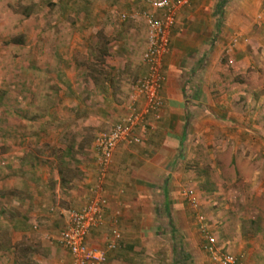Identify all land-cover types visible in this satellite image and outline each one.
Returning a JSON list of instances; mask_svg holds the SVG:
<instances>
[{
  "label": "rangeland",
  "instance_id": "obj_1",
  "mask_svg": "<svg viewBox=\"0 0 264 264\" xmlns=\"http://www.w3.org/2000/svg\"><path fill=\"white\" fill-rule=\"evenodd\" d=\"M215 3L213 33L200 66H211L207 71L208 97L219 104L221 92L226 90L231 97L230 113L232 117L238 114V121L223 127L215 119L218 126L210 133L189 127L188 133L182 134L168 176L149 181L148 193L133 201L147 209L142 217L138 214L136 228L116 223L122 241L132 236L149 243L143 252L129 255L123 249L121 258L127 254L129 263L134 258L137 264L143 261L137 258L142 255L152 257L143 264H216L204 249V235L196 219L201 217L202 225L223 253L241 264H264V20H257L264 0H244L243 5L234 0ZM226 8L233 16L228 25L224 23ZM144 10V0H0V126L27 125L26 132L29 115L42 118L52 109L59 89L45 67L51 60L57 64L62 53H56L62 52L61 48L64 59L81 66L74 73L70 71L73 83L79 86L88 83L86 67H92L98 46L106 50L100 67L106 79L121 82L115 99L125 114L131 87L143 71L140 57L145 48V26L140 19L121 20L120 16ZM190 68L186 66V77L197 79L193 69L188 72ZM190 90L185 87L186 95ZM14 111H23L24 117L19 119ZM39 117L36 122L41 121ZM206 119H201L203 124ZM84 125V121L74 124L73 133L67 128L65 137L59 138L62 142L76 138L80 148L72 150L70 161H81L94 169L97 163L92 145L96 133L90 125ZM108 127L102 122L98 131ZM46 147L41 141L38 149L48 153ZM185 191H191L193 201H187ZM115 194L124 196L126 192L118 187ZM117 209L119 218L128 210L119 205ZM89 234L88 245L104 249L109 224ZM118 250L107 253V257Z\"/></svg>",
  "mask_w": 264,
  "mask_h": 264
},
{
  "label": "crops",
  "instance_id": "obj_2",
  "mask_svg": "<svg viewBox=\"0 0 264 264\" xmlns=\"http://www.w3.org/2000/svg\"><path fill=\"white\" fill-rule=\"evenodd\" d=\"M242 1L234 0L237 5H243ZM246 1L252 3L256 0ZM215 2L216 0H190L187 6L177 12L175 23L168 32V51L162 59L161 72L164 80L158 91L163 103L160 117L154 120L151 113L145 116L141 143L116 146L110 164L103 172L95 167L92 169L89 165L85 166L81 161L75 163L70 158H64V165L69 172L65 173L61 181L57 175L55 158L47 152L39 151L41 141L47 145L46 148L79 149L76 138L66 142L59 138L65 137L67 128L73 133L74 124L84 121V127L90 125L96 137L107 132L114 123L122 119L124 109L123 106L120 108L115 99L121 83L119 79H105L102 89L94 86L89 77H86L88 83L84 82L83 86L74 84V75L70 71L74 73V69L80 70L81 66L64 59L63 48L62 52L56 51V54L62 53L61 57L58 56L60 60L55 65L51 60L45 67L51 71L50 77L59 89L58 95H54L56 97L52 109L45 112L42 118L38 115L26 116L29 120V130L26 132L27 125L9 128L2 123L0 126V264H69L68 253L57 243L58 233L52 235L53 230L60 228L63 222L58 211L77 210L86 203L97 187L105 197L107 207L102 226L90 233L104 227L106 223L109 224L110 231H118L116 223L119 226L121 223L125 227L136 228L139 215H145L147 209L144 206L139 207L133 201L148 193L146 189L152 184L149 181L163 174L165 178L168 176L175 157L172 154L176 152L182 134L186 131L188 133L189 127L203 128L204 134L210 133L218 126L215 119L220 120L223 127L229 126L232 121H238V114L232 117L230 113L228 103L231 102V97L226 90L220 91V105L208 97L206 88L210 85V74L207 71L211 70V66H200L213 33L212 19L216 16L212 13ZM229 10L226 8V25L229 19H233L232 14L228 15ZM187 65L191 67L188 72L193 69L197 79L186 77ZM88 84L90 87H87ZM185 87L191 89L188 95L184 91ZM141 106L142 99L138 98L136 107ZM14 112L19 119L24 117L23 111ZM2 116H6V113ZM36 117L41 121L36 122ZM201 119H206L205 124ZM102 122L108 123L109 127L107 130L98 131ZM140 133V130L136 131V134ZM73 158L78 159L75 155ZM118 187L125 189L124 196L115 194V188ZM118 205L128 209L121 218L117 216ZM88 236L86 243L89 242ZM125 239L122 241L120 233L118 253L108 254L107 257V253L111 252L108 251L107 264H124L118 260L122 258L127 261L126 264H137L133 261L136 258L129 263V256L123 254L121 258V254L126 250L130 255L138 250L146 251L145 247L148 249L149 243H144L138 237ZM151 245L154 246L152 243ZM137 258H143V261L137 259L138 264H143L144 260L146 262L152 257L144 258L140 255Z\"/></svg>",
  "mask_w": 264,
  "mask_h": 264
},
{
  "label": "built area",
  "instance_id": "obj_3",
  "mask_svg": "<svg viewBox=\"0 0 264 264\" xmlns=\"http://www.w3.org/2000/svg\"><path fill=\"white\" fill-rule=\"evenodd\" d=\"M190 0H144L145 10L126 15L122 13L121 20L127 18L140 19L145 26V48L141 53L142 74L131 87L129 103L122 119L107 132L98 134L93 141V152L97 166L103 172L110 164L111 156L119 144L135 145L141 143V134L145 130V116L151 113L154 120L160 117L163 103L158 95L164 80L161 72L162 59L168 51V32L175 23L177 12L187 6ZM257 20H264V5ZM232 45L235 40L231 41ZM142 99L143 106L136 107L137 99ZM140 130V134L136 131ZM96 188L85 204L77 210H59L62 217V227L56 240L69 257V264H106V253L118 248L120 233L111 230L105 241V248L87 245L86 238L90 231L103 224L106 199ZM187 201H193L191 191L183 192ZM193 203V202H191ZM200 232L204 235V249L211 261L216 264H241L234 256L223 253L216 246L214 237L208 234L201 223V217H196Z\"/></svg>",
  "mask_w": 264,
  "mask_h": 264
},
{
  "label": "trees",
  "instance_id": "obj_4",
  "mask_svg": "<svg viewBox=\"0 0 264 264\" xmlns=\"http://www.w3.org/2000/svg\"><path fill=\"white\" fill-rule=\"evenodd\" d=\"M106 55H107L106 50L103 47L101 48L100 46H98L97 56H94V60L92 57V61H91V62H93L92 67L91 68L89 66L86 67V69H88L87 75L90 78L91 83H93L94 86L101 88V89L103 88L102 83H103V80L106 79V76H105V73L100 66L102 64V58ZM116 123H114V124H116ZM48 150H49V152H48L49 156H52L55 158L56 166H57V175L61 181L65 177V173L69 172V169L64 165L63 159L64 158H70L71 159L72 158V150H70V149L61 150L60 148H54V147L48 148ZM96 168L98 170H100V168L97 165H96ZM106 207H107V205H106ZM105 210H106V208H105ZM171 230L173 231L172 228H171Z\"/></svg>",
  "mask_w": 264,
  "mask_h": 264
}]
</instances>
